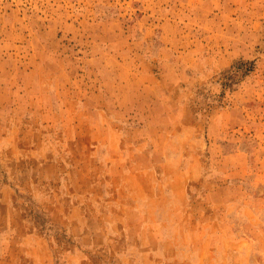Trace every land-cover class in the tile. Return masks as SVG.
<instances>
[{"label":"rangeland","instance_id":"obj_1","mask_svg":"<svg viewBox=\"0 0 264 264\" xmlns=\"http://www.w3.org/2000/svg\"><path fill=\"white\" fill-rule=\"evenodd\" d=\"M0 264H264V0H0Z\"/></svg>","mask_w":264,"mask_h":264}]
</instances>
